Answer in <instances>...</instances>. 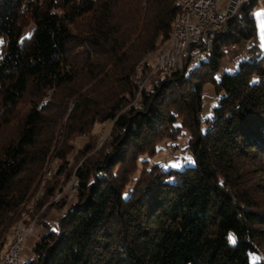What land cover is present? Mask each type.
<instances>
[{
	"label": "trees",
	"instance_id": "trees-1",
	"mask_svg": "<svg viewBox=\"0 0 264 264\" xmlns=\"http://www.w3.org/2000/svg\"><path fill=\"white\" fill-rule=\"evenodd\" d=\"M257 1L239 7L209 47H194L205 58L193 69L185 60L184 70L153 78L134 103L136 67L168 42L177 0H0V132L27 94L47 103L66 93L69 135L112 124L104 152L75 173V201L44 221L25 264H264V48L247 15ZM244 41L247 58L216 79L225 50ZM207 82L218 99L203 129ZM43 113L30 108L0 147V257L50 154ZM184 130L191 163L152 164L157 146Z\"/></svg>",
	"mask_w": 264,
	"mask_h": 264
},
{
	"label": "rangeland",
	"instance_id": "rangeland-1",
	"mask_svg": "<svg viewBox=\"0 0 264 264\" xmlns=\"http://www.w3.org/2000/svg\"><path fill=\"white\" fill-rule=\"evenodd\" d=\"M229 2L230 0H219L215 9V15L217 17H222V14L225 13ZM254 21L257 28L258 46L260 49H263L264 13H256ZM23 25L26 27L25 35H27L31 29V24L27 20H24ZM72 33L77 36L80 35L81 32L78 26L75 25L73 27ZM169 40L168 42L160 44L155 51L150 53V58H148V62L150 63L148 66L149 68L140 70L139 66L136 67V76L134 79L137 81L138 92L134 103H136V101L141 97V93L144 91V88H146V90L152 89L151 80L153 78L162 76L159 73H157L159 75H152V63H155L162 52L168 48ZM249 45V42L244 41L239 45L235 44L232 46L238 48V52L242 53L244 50H247L248 52L249 49L247 48ZM232 46H229L228 48H231ZM79 52L75 51L72 56H76L73 58L76 60L78 67L76 75L78 80L77 84L84 86L89 80V77L85 75L81 69L83 54L82 52ZM249 54L253 53L249 52ZM259 55L260 53L256 55L253 54V56L257 57H259ZM239 61L241 60H239L238 54H229L226 53L225 50V57L221 61L215 78L218 79L224 73H235ZM184 67L185 66H183V68ZM194 67V65H190L189 70ZM183 68L182 70H184ZM68 90L69 89H67V91ZM72 90L74 91V89ZM72 90L69 92H72ZM65 94L66 93L64 92L57 93V97L47 103H45V100L34 98L31 94H27L16 108L10 124L3 128L0 132L1 147L15 137L19 122L24 113L32 107L37 108V110H44L43 114L46 121L45 128L47 134L42 136L41 142L46 145L50 140V154L46 158L42 166V170L38 171L36 174L33 190L24 209V214L22 215L20 222L15 225V227L22 225L24 228L31 226L32 230L34 228L36 229V233L27 236L23 242V248L19 253V258L23 262H27L31 259L33 255V246L39 237L41 227L45 225L44 221H49L52 224L57 222V218L65 212L66 207L75 201L78 191V180L75 177L76 171L84 166L85 163L94 160L104 152L107 145L106 143L111 133L112 124L108 122L95 124L91 131L86 135H69V131H67L65 125V118L67 117V111L71 108V106L66 105ZM217 99L218 97L215 94L214 86L210 82L205 83L203 85L200 112L201 127L203 129L205 128L206 121L212 117V110L217 104ZM188 139L189 134L184 130L176 142H161L157 146V154L154 160H152V164L153 162L159 161L164 169L175 168L178 170H180L183 166L190 164L191 158L189 152L187 151ZM87 150L89 151L86 152ZM258 183L261 186L264 185V181H259ZM54 186L55 192L53 196H49L47 194V190L54 188ZM62 203L65 204L64 208L60 207ZM10 232L8 239H10Z\"/></svg>",
	"mask_w": 264,
	"mask_h": 264
},
{
	"label": "built area",
	"instance_id": "built-area-1",
	"mask_svg": "<svg viewBox=\"0 0 264 264\" xmlns=\"http://www.w3.org/2000/svg\"><path fill=\"white\" fill-rule=\"evenodd\" d=\"M186 4V11L188 13V30L190 31V49L188 50V58H178V62H185L187 60L189 64L193 61H197L205 58V52L203 50L195 49L197 45H203L205 47L206 41L208 39L209 32L211 30H220L227 22L230 17L239 15V5L243 3L244 0H230L227 9L224 14H222V21H215L212 16L211 4L213 0H183ZM263 12L264 13V1L254 9L253 13ZM198 28H205V38L204 40H197ZM181 32H178L176 41H180ZM193 48V50H191ZM175 52L178 53V48ZM238 48H227L226 53L238 54L239 60L243 56H247V50L238 52ZM158 71H165L166 77H171L173 75V69L169 67L168 56L163 57L159 64H153L152 75H156ZM77 186V185H76ZM36 233L34 228L31 232H23V234H18L14 236L11 246L10 255L6 258L4 264H25L19 258V253L23 248V242L27 236Z\"/></svg>",
	"mask_w": 264,
	"mask_h": 264
},
{
	"label": "bare ground",
	"instance_id": "bare-ground-1",
	"mask_svg": "<svg viewBox=\"0 0 264 264\" xmlns=\"http://www.w3.org/2000/svg\"><path fill=\"white\" fill-rule=\"evenodd\" d=\"M247 0H244L242 4L239 5L241 7ZM264 0H258L255 5L251 8V10L248 12V16L250 18H254L256 13H253L254 9L259 6ZM219 0H213L211 4V11H212V16L215 18V21H222V17H217L215 15V9L217 6V3ZM177 5H178V12L176 15V18L172 24L171 27V34H170V40H169V45L168 48L162 52V54L158 57L157 61L153 64H159L162 60L163 57L168 56L169 60V67L170 69H173V74L176 72H179L182 70L184 66V62H178V58H188V50L190 49V31L188 30V13L186 11V4L184 3L183 0H177ZM218 31V30H211L208 35V39L206 41V47H209L210 45V37L213 34V32ZM178 32H181L180 36V41H176V37L178 35ZM205 33V28H198V33H197V40H200L202 38V35ZM176 48H178V53L175 52ZM231 48H236L232 46ZM148 58L149 56L144 60L145 63H148ZM247 56H243L241 59H246ZM201 60L193 61L191 64H198ZM143 62V63H144ZM154 62V61H153ZM143 63L139 65L140 70H143ZM138 73V72H137ZM157 73L161 74L162 76L166 77L165 71H158ZM157 74V75H159ZM32 225V224H31ZM35 226V225H34ZM32 227L29 226L28 228L20 226H16L11 232H10V241L3 252V254L0 257V264H4L5 260L7 257L10 255V246L13 240L14 236H18V234H23V232H31Z\"/></svg>",
	"mask_w": 264,
	"mask_h": 264
},
{
	"label": "snow or ice",
	"instance_id": "snow-or-ice-1",
	"mask_svg": "<svg viewBox=\"0 0 264 264\" xmlns=\"http://www.w3.org/2000/svg\"><path fill=\"white\" fill-rule=\"evenodd\" d=\"M232 238L230 237V240H231Z\"/></svg>",
	"mask_w": 264,
	"mask_h": 264
}]
</instances>
